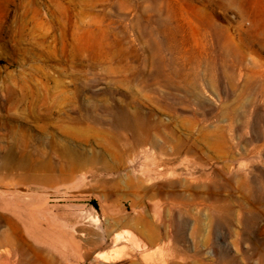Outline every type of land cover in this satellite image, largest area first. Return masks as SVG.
<instances>
[{"label":"rangeland","instance_id":"rangeland-1","mask_svg":"<svg viewBox=\"0 0 264 264\" xmlns=\"http://www.w3.org/2000/svg\"><path fill=\"white\" fill-rule=\"evenodd\" d=\"M0 264H264V0H0Z\"/></svg>","mask_w":264,"mask_h":264},{"label":"bare ground","instance_id":"bare-ground-1","mask_svg":"<svg viewBox=\"0 0 264 264\" xmlns=\"http://www.w3.org/2000/svg\"><path fill=\"white\" fill-rule=\"evenodd\" d=\"M235 1H237V0H234V2H235ZM241 71H242V69H241ZM261 77L263 78V76H261ZM262 78H261V79H262Z\"/></svg>","mask_w":264,"mask_h":264}]
</instances>
